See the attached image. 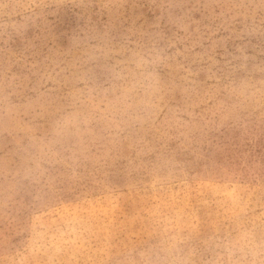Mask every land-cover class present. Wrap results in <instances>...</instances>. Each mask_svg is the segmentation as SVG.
<instances>
[{"label":"rangeland","instance_id":"374dc122","mask_svg":"<svg viewBox=\"0 0 264 264\" xmlns=\"http://www.w3.org/2000/svg\"><path fill=\"white\" fill-rule=\"evenodd\" d=\"M0 264H264V0H0Z\"/></svg>","mask_w":264,"mask_h":264}]
</instances>
